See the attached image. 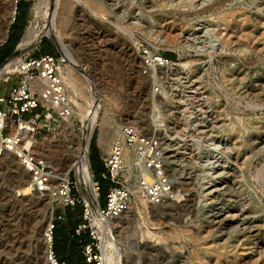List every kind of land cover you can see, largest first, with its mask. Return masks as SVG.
I'll list each match as a JSON object with an SVG mask.
<instances>
[{
    "label": "rangeland",
    "instance_id": "374dc122",
    "mask_svg": "<svg viewBox=\"0 0 264 264\" xmlns=\"http://www.w3.org/2000/svg\"><path fill=\"white\" fill-rule=\"evenodd\" d=\"M10 1L0 0V23L9 16L10 36L13 24L22 20L25 28L19 44L35 18L36 1L57 5L52 21L58 23L66 49L44 36L42 40L48 41L43 45L41 40L23 51L14 50L0 69L10 60L49 54L51 43L54 53L50 54L64 56L67 66L72 57L97 84L98 91L91 90L85 77L72 70L80 91L76 104L71 101L73 116L61 122L53 109L41 108L35 113L42 116L33 119L40 145L31 150L56 176L67 174L76 198L87 197L77 183L73 165L86 136L83 111L95 103L92 94L100 101L101 116L111 118L113 139L123 124H135L148 135L161 132L166 138L173 198L160 206L145 205V210L141 204L134 205L132 216L115 221L111 231L99 227V255L113 258L101 262L264 264L262 0H199L193 7L189 0ZM12 3L15 14L9 15L6 7ZM21 4H28L25 12L19 8ZM46 14L36 20L42 31L48 24ZM0 42V47L5 44ZM138 48L162 54L169 60V68L146 64ZM7 77L0 79V93L22 79L18 71ZM67 90L73 96V90L68 86ZM12 120L8 121V134ZM100 134L99 126L91 134L90 168L93 139L106 156ZM12 157L0 158V264H45L42 237L52 220L56 224L57 215L61 216L59 247L67 243L74 259L73 246L83 243V231L72 236L65 206L57 196L50 200L35 195V201H18V174L22 171L16 160L15 168L9 166ZM102 172L100 157L93 162L91 173L106 187ZM105 199L103 189L101 206ZM226 216L230 222L219 223ZM80 260L94 264L86 261L82 251Z\"/></svg>",
    "mask_w": 264,
    "mask_h": 264
},
{
    "label": "built area",
    "instance_id": "2783aa9c",
    "mask_svg": "<svg viewBox=\"0 0 264 264\" xmlns=\"http://www.w3.org/2000/svg\"><path fill=\"white\" fill-rule=\"evenodd\" d=\"M138 51L145 57V63L154 68H164L169 64V60L160 53H149L140 48ZM22 62L23 71L19 72L22 76L21 81L0 93V139L3 144L7 141L15 148L19 144L18 138H9V134L6 133L8 121L12 118L14 125L20 126L21 122H26L32 126L35 133L33 119L42 116L41 112L35 113L37 109H53L61 122L73 116V104L66 95L62 80L63 74L66 73L63 68L67 65V59L63 56L43 55L24 59ZM37 77L48 81L49 85L41 90L32 88L30 81ZM26 114L31 115L29 119H25ZM12 151L30 173L32 191L39 193L54 185L59 187L55 196L62 201L63 206H74L76 202L83 203L84 222L78 226L76 232L77 234L85 230L90 232L92 242L85 245L82 250V255L88 263L103 264L101 262L103 259L99 255V227L95 223L98 215L103 219H115L131 210L135 200L147 207H156L174 196V184L167 168L166 138L161 132L148 135L135 124H123L110 153L102 156L101 178L109 183L104 206H101L99 200L101 182L94 179L91 173L98 211L89 197L79 199L72 194L69 178L63 182L55 179V170H51L44 160L39 159L33 152L28 149ZM2 155L3 147H0V157ZM127 157L132 160V169L129 173L124 165ZM58 219H61V216ZM54 229L55 223L52 220L45 233L49 243L48 259L51 264H65L53 250Z\"/></svg>",
    "mask_w": 264,
    "mask_h": 264
},
{
    "label": "bare ground",
    "instance_id": "6f19581e",
    "mask_svg": "<svg viewBox=\"0 0 264 264\" xmlns=\"http://www.w3.org/2000/svg\"><path fill=\"white\" fill-rule=\"evenodd\" d=\"M5 1H7L8 3L9 2L11 3L10 0H5ZM197 1H199V0H189L190 6L193 7ZM204 2H205V0H203V3ZM35 4L36 5L33 8V13H34L35 18L30 23V25L27 27V29L25 30V34L23 36L21 43L18 46V49L20 51H23L24 49L29 48L32 45L38 43L39 39L41 38L42 35L52 37L58 45H62L66 49L64 41L61 39L62 34L60 33L61 31L59 30L58 23H56L55 21H52V13L54 10L57 9V5L54 4L53 6L52 5L48 6L47 4L42 3L41 1H39V2L36 1ZM6 10H9L8 11L9 15L15 14V5L13 3L11 5L7 4ZM259 10L261 12H264V0H262L260 2ZM46 13L48 14V22H47L48 24L46 25L45 30L42 31L41 29H39L38 25L36 24V20L39 16H44ZM47 14H46V16H47ZM8 18H9V16L5 17V22L2 21L0 23V41H3V42L5 41L7 34H8V29H9ZM101 19L104 22L107 21L104 17H101ZM38 24H40V23H38ZM60 35H61V37H60ZM227 41H229V40H227ZM65 54H66V56L70 57L68 55V53H65ZM17 58H19V57H17ZM23 65L24 64L22 61H17L15 59L10 60L9 62H7V64H5L0 69V79L1 78L2 79L3 78L8 79L7 75H9L11 73L13 74V72H15V71L22 72L23 71ZM167 68H169L168 65H167ZM63 70H65L66 73L63 74L62 80H63V83L65 85L66 95L70 99V101H72L74 103L77 102L76 95L77 94L79 95V92H80L76 86V83L72 79V76H71L72 70H77L80 73V75H83L85 77V79L87 80L91 90L92 89L94 90L95 88L97 89V84L95 83V81H93L91 79V76L89 75L88 71L85 68H83L82 66H79L72 57H70V66L66 65L65 68H63ZM63 70H61V72ZM30 84H31L32 88H36L39 90H41V89H43L49 85L48 81L43 80L41 77H37L33 81H30ZM67 86H68V89L70 88V90L71 89L73 90V96L69 95V93H68L69 91L67 90ZM97 91H98V89H97ZM94 93L98 94L97 92H94ZM93 95L94 94H92L91 98H92V100H94L93 102H95V103H92L93 105L90 107V109L87 108V109H84V111H83L84 130L86 131V136L84 137L83 142L80 143V156L76 159L73 166L76 168L77 183H78L79 187L87 195V197H89V199L93 202L96 210L98 211V205L96 203L97 195L93 191V187H92L93 180H92V174L90 171L89 155H88L89 146H90L89 144L91 142L90 141L91 140V134L96 127L97 128H98V126L100 127L101 134L99 137V143H100V146L106 150V155H108L111 151L113 143L116 140V137L119 136L120 130L116 131V133L114 132L115 134H114V139H113V133H112L111 127H110L111 126V118L107 115L101 116L102 107H101V105H99L100 101L97 102L95 99V96H93ZM99 100H100V98H99ZM78 106H80V105H78ZM72 110H73V107H72ZM65 126H67V124ZM149 128H150V126H149ZM32 129H33L32 126L26 122H21L20 126L14 125V123L11 124L10 131H9V138H12V139L18 138L19 144H18L17 148L12 147V145L7 143V141L4 142V144H3V141H1V139H0V147H3V155L1 157L12 155L13 160L11 159V161H8L9 166L12 168H15L14 167L15 165H12V164L16 160V161H18L19 169L22 171V175L19 176V174H18L20 189L17 190V193H16L17 196L20 197V199L18 201L21 203L35 201V199L32 197L35 195H45V196L49 197L50 200H52L53 197L56 195L57 189L59 188L58 186L53 185L52 187L45 188V191H42L39 193L32 191L30 173L25 169L22 162L13 155L12 150L28 149L30 152H33L31 149L40 145L39 141L35 138L34 131ZM118 129H119V127H118ZM120 129H121V127H120ZM111 140H112V145L110 144ZM129 157H127L125 162H124V165H125L127 170L131 169V167H132V160ZM127 172L129 173L130 171H127ZM54 178L59 180V182L68 181L67 174H59L57 176L55 175ZM139 204H141V203L138 201V203H134L133 205H139ZM141 206H142V209L145 210V204H141ZM133 207L131 210L125 212L124 214H122L121 216H119L115 219H103L98 215V219H99L98 220V222H99L98 227L102 228V226H104L106 229L111 231L112 228L114 227L115 221L120 220V218H124V217L127 218V217L132 216L131 213L133 211ZM49 209H48V212H50ZM137 210L140 211L141 208H137ZM49 215L50 214H48V216ZM49 219L51 220L50 217L48 218V220ZM100 222L102 224H100ZM229 222H230V219L227 216L222 217L221 220L219 221V223H229ZM99 231H100V228H99ZM45 233H46V231L43 233V237H42V244H44L46 247L45 254H46L47 258H46L45 264H51L49 259H48V255H49L48 244L49 243H48V239H47V236L45 235ZM7 254H9V253H7ZM109 259H113V258L111 257ZM109 259L105 254L103 261L107 262ZM114 260H116V257ZM112 261H111V263H112ZM113 263H115V262H113ZM119 263H120V261H119Z\"/></svg>",
    "mask_w": 264,
    "mask_h": 264
},
{
    "label": "trees",
    "instance_id": "16d2710c",
    "mask_svg": "<svg viewBox=\"0 0 264 264\" xmlns=\"http://www.w3.org/2000/svg\"><path fill=\"white\" fill-rule=\"evenodd\" d=\"M19 8L25 12L28 8V4H21V6H19ZM18 25H19V27H18ZM24 28L25 27L22 26V20L20 21V18H19V22L13 24V27L11 29V34L9 36L8 41L3 46L0 47V58H2V56H5L4 59H2V62L0 64H2L6 59L10 58L13 55L15 47H17V45L19 44V42L21 40L22 31ZM45 40H47V39L44 38L42 40V45L45 43ZM49 46H50V51L54 53V49L52 48L51 43L49 44ZM43 52H44V50L42 48H40V53H43ZM51 52H48L49 54H45V53H47V52H45L44 55L57 56L56 54H53V53L50 54ZM42 55H38V57H40ZM91 148H92V155H91V166H92L94 161L100 160V156L98 153V148H97V144H96L95 139H93ZM102 167H103V164H102ZM105 182H107V181H105ZM108 186H109L108 182H107L106 187H104L102 182H101V196H102V190L106 189V192H107ZM64 209L66 210V215H65L66 219H67L68 223L72 226V236L73 235L76 236L77 227L80 224H83V222H84V219H83V217H84L83 203L82 202H76L74 206H65ZM59 216L60 215H57V217H59ZM59 222H60V220L56 219L55 230H54V241H53V248H54V252H55L56 256L59 258V260L61 262H64L65 264H84L85 262L80 260V254H81V251L83 250L84 246L92 242V238L90 236L89 230H85L82 233L83 235H85V239L84 240L81 239V241L83 243L80 245H74L73 246L74 247L73 250H75V252L73 254L74 259H72L70 257L71 253H70V250L67 246V243L64 244L62 249H60V247H59L58 234H57ZM76 258L79 259L78 262H77Z\"/></svg>",
    "mask_w": 264,
    "mask_h": 264
},
{
    "label": "water",
    "instance_id": "95a60500",
    "mask_svg": "<svg viewBox=\"0 0 264 264\" xmlns=\"http://www.w3.org/2000/svg\"><path fill=\"white\" fill-rule=\"evenodd\" d=\"M44 36H46V35H42L41 36V38L39 39V42H41V40H42V38L44 37ZM48 37V36H47ZM8 38H9V34H7V37H6V39H5V41L3 42V43H6L7 41H8ZM19 45V44H18ZM18 45H17V47H16V49H15V53H17V52H19L20 50L18 49Z\"/></svg>",
    "mask_w": 264,
    "mask_h": 264
},
{
    "label": "crops",
    "instance_id": "0c3cea01",
    "mask_svg": "<svg viewBox=\"0 0 264 264\" xmlns=\"http://www.w3.org/2000/svg\"><path fill=\"white\" fill-rule=\"evenodd\" d=\"M98 153H99V156L102 158L103 154H101V152L99 151V149H98ZM91 170H92V166H91Z\"/></svg>",
    "mask_w": 264,
    "mask_h": 264
}]
</instances>
